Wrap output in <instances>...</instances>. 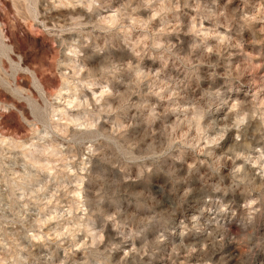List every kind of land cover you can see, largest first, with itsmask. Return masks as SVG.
Returning a JSON list of instances; mask_svg holds the SVG:
<instances>
[{"label": "rangeland", "instance_id": "374dc122", "mask_svg": "<svg viewBox=\"0 0 264 264\" xmlns=\"http://www.w3.org/2000/svg\"><path fill=\"white\" fill-rule=\"evenodd\" d=\"M0 264H264V0H0Z\"/></svg>", "mask_w": 264, "mask_h": 264}]
</instances>
